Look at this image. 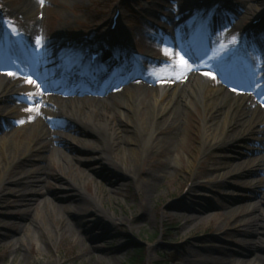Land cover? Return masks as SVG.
<instances>
[{"label": "rangeland", "instance_id": "obj_1", "mask_svg": "<svg viewBox=\"0 0 264 264\" xmlns=\"http://www.w3.org/2000/svg\"><path fill=\"white\" fill-rule=\"evenodd\" d=\"M23 1L0 0V13L5 15L6 21L10 23L8 24L5 19L4 22L0 19V22L3 23L0 24V27L12 29V26L21 25L24 29L29 21L36 23L39 35L37 42L42 40L43 44L47 46L34 44L36 45L32 49L34 53L28 57L34 60L31 67L32 73L35 75H28L27 77L35 83L39 82V85L43 83V76L40 75L44 68H39L35 60L38 61L40 56L48 59L52 57V51L60 45L57 37H74L78 33H90V31L96 30L100 38L105 31L112 30V34H118L121 39L120 42L125 41L120 43L121 48L124 45L131 47V51L136 55L137 61L142 67L139 72L135 71L137 73L133 71L131 78L139 77L141 79L144 77L159 82L161 78L162 80L168 79L170 74L181 71L178 65L181 64V58L185 57L179 51L177 40L174 38L178 28H186L187 30L188 22L191 23L193 29L186 40L194 45L198 53L193 57V63L190 62V66L209 71L215 66L223 69L224 67L221 65L224 63L222 64V62L237 54L238 49L234 46L232 38L235 37L242 46L244 35L240 29L242 27L247 29V26L257 17L264 16V7L260 5V0H249L248 4L259 8V11L252 15L240 13V3L244 0H207L208 4L200 3L204 0H43L42 4L39 0L38 9L28 14L21 11L20 6ZM223 4L228 5V7L223 10L219 17L221 25L215 30L217 38L208 44L207 40L212 33L210 30L212 20L210 21V19L216 17ZM198 5L204 8L206 12L208 9H212L210 13H207L208 18L205 27H199L201 18L197 16L196 8ZM117 10L121 11V15L117 30H114L112 20ZM179 13L181 15H178ZM203 17L205 16L203 15ZM170 18L171 21L168 22L167 19ZM166 22L170 27L165 26ZM178 23L181 26L177 27ZM238 25L240 28H237ZM263 25L264 22L259 26ZM171 31H173L172 34ZM199 32L200 35L196 38ZM105 37L100 38L99 45H106V42L111 40L109 36L108 39ZM55 38L57 42L54 41ZM231 41L232 45H230ZM230 47L233 49L228 51ZM165 50H167V54ZM41 51L42 53H40ZM20 58L24 59L21 56ZM42 58L40 61H43ZM20 65H22V61L14 60L12 57L6 56L5 51H0V71L3 70L1 72H9L14 67L17 68V71L24 72ZM260 65H262L261 62ZM37 73L38 75H36ZM56 77L45 80L48 84H43L47 87L44 93L54 90ZM227 78L229 81L240 80L239 82L247 84L246 77L241 74H227ZM109 79L102 85L103 88L106 83H110ZM78 85L84 86L83 83H78ZM128 85L127 80L119 84L117 97L129 98L128 93L123 92ZM241 91L249 92L254 97L257 96L264 104L263 85L254 86L253 90L249 88ZM52 94L57 97L62 96L56 91ZM87 95L90 98L94 97L95 93ZM19 97L21 96L16 98L17 102L26 104L23 99H18ZM112 101L117 102L116 99ZM149 103L150 101L144 97L142 104L138 107L146 105L147 110H149H146L147 113H152ZM8 111L0 112V117L7 116L8 120L13 119L11 121L12 127L1 134H8L7 139L11 147L18 148L20 144L23 148L30 146L29 156L42 155L53 159L51 166L48 165L50 176L41 181L42 187L45 186L54 190L55 188L52 186L65 181V177L77 179L76 181H80L85 186L84 192L87 195L104 196L105 207L123 221L116 226L117 228H113V236L106 239L107 228L105 229L99 224L95 225L92 215L83 218V227L80 233L88 232V234L86 233L85 244L90 247L94 244L92 242L93 237H98L101 240L99 243L104 249L114 253V255L103 254L104 263H93L92 255H81L83 250L77 237L67 236L61 241L47 242L46 236L37 230V222H40L41 218L38 213H35L33 217H27L25 225L13 224L9 227V231L16 227H20V229L19 233L10 231L8 233L10 237L0 243V264H134L133 258L137 257L140 249L144 251L142 264H198L200 259L204 260L209 257L225 258L229 256L237 259L239 258L238 252H240L239 245L242 243V238H245L242 234L244 228L242 218L247 216V208L251 205H258L261 208L260 212L264 213V201L259 195L261 191L258 192L264 190V172L244 178L235 177L236 172H232L239 160H241L239 162H241L243 169L255 168L257 160L252 158L246 149H243L244 156L242 155L239 159L226 157V154L230 155L232 145H243L245 141L248 144L247 149L253 147L252 139L260 137L258 131L248 135V140L239 138L238 141L226 143V145L222 144L203 158L197 175L193 170V165L189 160L197 156L199 140L202 137L204 109L201 104H198L197 109L192 110V115L187 118L186 122H183L180 136V138L183 136L182 145L177 153L180 158L177 161L180 164H175L173 161L176 160L169 158L176 155L167 154L165 157L170 159L171 166H164L163 170V166L157 164L162 154L158 152L152 157L154 159L150 160L152 164L147 165V168L151 167L161 175L153 195L148 193L146 187H137L130 180L124 183L125 180L122 179H120L121 189L117 191L115 188H111V185L101 177L88 172L80 159L87 156L92 157L94 155L91 153L93 146L97 144L107 145L106 140L96 139L93 141L91 139L92 143L90 142L86 146L75 142L72 146L73 149L64 151L71 158L70 162H67L64 157L56 152V148H60L61 142L66 138L72 140V137H76L75 128H72L68 118L54 117L47 123L52 133L41 137L40 141L32 144L30 143L31 138L35 140L39 130L36 127L29 130L22 120H15V118L21 117L26 110L16 108L10 114L11 116L7 115ZM118 111L120 113L115 114L116 120H119L122 112L126 110L120 108ZM128 117V120H124L126 124L123 130L132 127L134 138L139 137L141 140L139 135L143 129L140 115L137 113L128 114ZM73 125L75 124L73 123ZM77 126L86 128L82 124H77ZM122 127L120 126V129ZM250 138L252 141H249ZM143 141L141 147L144 149L149 145V140ZM76 145L83 148L82 152ZM126 148V145L122 144L116 160L125 167L133 163L135 170L138 167H143L137 156L130 153ZM112 160L116 163V160ZM58 168L63 174H56ZM80 170L83 173H80ZM89 174L91 177H88ZM253 179L254 181H252ZM257 180H261V183L256 184ZM259 186L262 187L259 188ZM1 196L0 219L7 220L3 215L8 214L9 208L6 205L13 198L7 194V191L3 192ZM41 203V201L38 202V204ZM42 205L43 203L40 206ZM199 209H202L200 211L201 218L186 224L185 217L181 215L190 214L194 212L193 210ZM44 211L53 220L50 222L52 230L58 225L55 217L61 216L63 210L59 206L54 208L47 202ZM90 211L96 212L95 207H91ZM134 220L135 224L132 225ZM91 228L93 229L90 230ZM2 231L4 230L0 225V232ZM47 231L49 232V230ZM18 238L21 240L16 243ZM260 238L264 241V234L260 235ZM190 251H195V253H190ZM93 254L101 253L95 250ZM230 264L240 263L232 261ZM257 264L264 263L257 260Z\"/></svg>", "mask_w": 264, "mask_h": 264}, {"label": "bare ground", "instance_id": "obj_2", "mask_svg": "<svg viewBox=\"0 0 264 264\" xmlns=\"http://www.w3.org/2000/svg\"><path fill=\"white\" fill-rule=\"evenodd\" d=\"M260 1V5L264 7V0ZM249 2V0H244L240 3V13L252 15L259 11L258 6L248 4ZM38 6L39 0H24L20 8L21 11L28 14L38 9ZM227 7L228 5L223 4L219 13H222ZM178 15H181V13ZM2 18L5 19V16H2ZM260 18H262L261 23H263L264 16L261 15ZM215 19L210 23V30L215 34L214 38L210 37V41L217 38L215 30L220 25L218 19ZM167 21L170 22L171 18ZM179 24H177V27L181 26ZM166 25L169 24L166 22ZM259 25L253 26L249 30L244 27L240 29L242 35H244V52L233 57L236 62L230 65L227 71H220L217 68L207 72L191 68V70L183 73L182 78H177L174 73L180 74L181 69L180 72H174L168 76V79H163L160 82L143 80L144 78H131L133 71L139 72L142 67L137 61L138 58L123 49L118 53H112L109 49L100 47L104 49V55L110 62L107 63L104 72L96 73L94 71V74H91L90 66H87L82 60L86 50L80 49L81 45H85L87 41H92V46H98L100 38L106 36L107 39L112 38L110 45L113 48L115 43L119 41V37L118 34L113 35L111 31H105L100 38L96 30L90 31V33H78L75 37L67 38V42L75 41L73 45L59 47V49L52 51L51 58L44 59L42 62L41 67H48L49 72H53L56 76L59 75V78L56 79L55 91L61 93L62 96L53 95L54 90L44 93L47 87L43 83L39 85V82H30L32 80H29L23 72H1L3 71L1 70L0 112L9 110L7 115L11 116L10 114L16 108L25 109L26 112L21 117L15 118V120H22L29 130L35 127L39 130L37 138L35 140L31 138L30 143L32 144L40 141L41 137L52 133L47 123L54 117L68 118L72 128H75L76 137H72V140L66 138L61 142L60 148H56L58 154L64 157L67 162H70L71 158L64 151L73 149L72 146L75 142L86 146L90 142L92 143L91 139L93 141L104 139L107 141V145H94L91 151L94 155L80 159L88 172L101 177L111 185V188H115L117 191L121 189L120 179H122L125 180L124 183L130 180L137 187H146L148 193L153 195L161 175L151 167L147 168V165L152 164L150 160L158 152L162 154L157 164L163 166V170L164 166H171L170 159L165 157L167 154L176 155L169 158H174L176 161L173 162L180 164L177 161L180 160L177 153L182 145L183 136L181 138L180 136L183 122H186L187 118L192 115V110H196L198 104H201L204 109L202 137L199 140L197 156L189 160L196 175L203 158L213 150L219 148L222 144L226 145V143L238 141L239 138L248 140L247 136L256 131H258L260 137L252 139L253 147L247 149L248 144L245 141L243 145H232L231 153L230 155L226 154V157L228 159H239L243 155V149H246L249 155L257 160L256 167L243 169L241 162H239L241 160H239L232 172H236L235 177L238 178L258 175L260 172H264V104L257 96L254 97L251 93L242 92L241 90L254 89L255 84L264 86V58H262V52H264V25ZM27 26L24 29L21 25L18 26V31L1 30L0 35L7 40V43L3 47L0 46V51H8L13 57L18 54L29 55L30 51L35 48L36 45L34 44L37 43L39 35L36 23H30L29 21ZM188 26L187 30L186 28H178L174 34L178 48L185 57L183 61H187V63L196 53L194 45L186 40L193 29L190 22H188ZM237 28H240V25ZM172 33L173 31H171ZM57 39L63 43L65 38L61 36ZM57 39L55 38L54 41L57 42ZM73 51L77 54L74 55ZM66 59L70 61L69 65L66 64L67 61H64ZM183 61L181 60V63ZM260 62L262 65H260ZM26 63L27 66L31 67L30 60ZM233 73L245 76L247 84L229 81L227 74ZM110 74H112L110 76L111 80H109L110 83H106L103 88L102 85ZM126 80L129 85L123 92H127L129 98L123 99L117 97L119 94L117 88H120L119 84ZM78 83H83L84 86H79ZM94 93V97L89 98L87 95H93ZM17 96H21L18 99H23L26 104L17 102ZM144 97L150 101L149 106L152 113H147L149 110H147L146 105L141 106L142 108L138 107L142 104ZM114 99H116V103L112 101ZM120 108H125L126 111L122 112L119 120H116L115 114L120 113L118 111ZM135 113L140 115L142 121L143 130L139 135L141 140H139V137L134 138L132 127L127 129L128 131L123 130L126 124L124 120L129 118L128 114ZM12 120H8L7 116L0 117V199L5 191L13 198L6 205L9 208L8 214L3 215L7 220L0 219V225L4 230L0 232V243L10 237L8 234L10 231L19 233L20 227L9 231L10 226L13 224L17 226L20 224L25 225L27 217H33L35 213H38L41 221L37 222V230L46 236L47 242L61 241L67 236L77 237L83 250L81 255H92L93 263H104L103 254L114 255V253L104 249L102 244L99 243L101 240L98 237H93L92 242L94 244L90 247L85 244V237L88 232L80 233L83 227V218L92 215L95 225L99 224L105 229L107 228L108 235L105 237L106 239L113 236V228L123 220L105 207L104 196L87 195L84 192L85 186L80 181H76L77 179L65 177L64 179L67 182L61 181L60 184H54L52 186L55 188L54 190L53 188L42 187L41 181L50 176L48 167L51 166L53 159L42 155L29 156L30 146L23 148L20 144L18 148L11 147L7 139L8 134L3 135L1 133H5L7 129L12 127ZM77 124H82L86 128L78 127ZM120 126L123 127L120 129ZM145 139L149 140V145L143 149L141 144ZM252 140L250 138L249 141ZM122 144L126 145V149L130 153L137 156L143 167H138L135 170L133 163L125 167L116 160ZM76 147L82 152V147L79 145H76ZM112 159L116 160V163ZM99 165H101V168H99ZM79 172L83 173L82 170ZM56 174H63L60 168H58ZM88 177H91V175L89 174ZM258 183H261V180H257L256 184ZM262 186H259V188ZM260 191L261 194L259 195L264 201V190L258 192ZM40 201L43 203L42 206H40L42 203L38 204ZM47 202L53 205L54 208L59 206L63 210L61 216L55 217L58 225L52 230L50 222H53V220L44 211ZM91 207H95L96 212L92 213L90 211ZM201 210H193L194 212L182 214L181 216L185 217L186 224H190L201 218ZM260 210L261 208L258 205H251L247 208V216L242 218L244 223L242 234L245 238H242V243L239 245V258L233 259L229 256L225 258L209 257L204 260L200 259L198 264H230L232 261H238L240 264H257V260L264 263V241L260 238V235L264 234V213ZM133 224H135V220ZM20 240L21 238H18L16 243ZM95 250L101 254H93ZM190 253H195V251H190Z\"/></svg>", "mask_w": 264, "mask_h": 264}, {"label": "snow or ice", "instance_id": "obj_3", "mask_svg": "<svg viewBox=\"0 0 264 264\" xmlns=\"http://www.w3.org/2000/svg\"><path fill=\"white\" fill-rule=\"evenodd\" d=\"M41 3L43 4V0H41ZM206 20H207V17H203V18H201V24H200V27H205V26H206ZM16 31H18V30H16ZM193 35H194V33H193ZM182 38H183V37H182ZM232 39H233V41H234V46H235L237 49H239L240 44H239V42L237 41V39H236L235 37H233ZM37 43H38L39 45H42L43 47H46V46H47L46 44H43V41H42V40H41V41H38ZM231 50H232V48L230 47V48L228 49V51H231ZM165 51H166V54H167V50H165ZM214 58H216V57H214ZM262 58H264V52H262ZM181 60L183 61V58H181ZM178 67H180V68L182 69V72H181L180 74H176V73H174V75H177V78H182L183 73L187 72L188 70H191V66L188 65L187 61H183L181 64L178 65ZM29 80H30V78H29ZM30 82L35 83V81H30Z\"/></svg>", "mask_w": 264, "mask_h": 264}, {"label": "trees", "instance_id": "obj_4", "mask_svg": "<svg viewBox=\"0 0 264 264\" xmlns=\"http://www.w3.org/2000/svg\"><path fill=\"white\" fill-rule=\"evenodd\" d=\"M143 261H144V251L143 249H140L138 251L137 257L133 258V262L134 264H142Z\"/></svg>", "mask_w": 264, "mask_h": 264}]
</instances>
